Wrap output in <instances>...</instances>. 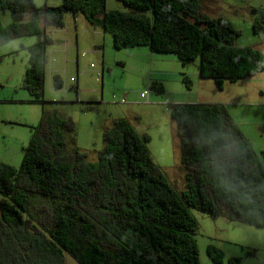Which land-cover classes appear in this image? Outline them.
<instances>
[{
    "label": "trees",
    "instance_id": "trees-1",
    "mask_svg": "<svg viewBox=\"0 0 264 264\" xmlns=\"http://www.w3.org/2000/svg\"><path fill=\"white\" fill-rule=\"evenodd\" d=\"M59 1V0H57ZM37 7L33 0H0L14 21H0V46L37 36L27 48L22 86L44 101L48 47L56 42L44 26H64L68 12L109 33L116 50L148 47L174 54L200 77L222 89L264 72V53L239 46L241 33L223 16L207 14L208 0H117L128 11L107 10V0H60ZM255 35L264 32V9L253 8ZM56 89L64 82L53 77ZM191 88L188 77L183 78ZM165 93L162 84L150 87ZM172 118L184 130L180 169L186 188L178 191L150 155L147 136L125 119L103 132L105 146L88 152L67 149L75 123L43 109L19 167L0 161V264H201L192 209L214 218L264 228V164L221 104H176ZM264 159V150L261 152ZM43 198L34 202L35 198ZM214 264L225 253L209 245ZM253 255L255 250H249ZM227 264H242L231 257Z\"/></svg>",
    "mask_w": 264,
    "mask_h": 264
},
{
    "label": "rangeland",
    "instance_id": "rangeland-1",
    "mask_svg": "<svg viewBox=\"0 0 264 264\" xmlns=\"http://www.w3.org/2000/svg\"><path fill=\"white\" fill-rule=\"evenodd\" d=\"M217 1L218 5H209L208 0L207 14L223 16L235 24L236 29L241 33L236 40L237 45L251 46L264 53V33L255 35L252 30V23L256 17L253 8L264 9V0ZM33 2L37 7H43L45 4L53 6L57 0H33ZM106 9L128 11V8L117 0H107ZM7 11L11 13L10 10ZM72 15V13L68 15V23H70ZM78 25L81 26L80 21H78ZM49 28L54 30L56 26H49ZM85 28L88 29L89 26L85 24ZM71 34L74 35V32ZM51 35L58 36L53 31ZM104 35L107 41L104 54H82V47L79 50L80 55L82 54L78 64L80 74L77 72L75 44L71 48L69 47L66 63H64L63 54L55 55L52 57L50 67H47L45 101L59 102L49 106L48 110L55 111L64 119L77 122L74 133L68 137V150L74 147L70 139L73 138L76 142L75 146L82 151H87L90 161H96L97 152L105 146L101 131L105 117L112 115L126 118L140 136L149 138L146 145L154 162L160 166L176 189L183 191L186 185L184 172L180 169V140L185 135L183 128L172 118L171 110L173 105L187 104L180 102H187L191 99L188 101L191 102L189 104H223L230 112L237 114L241 131L264 164L261 154L264 150V72L236 82L226 81L224 87L220 89L213 79L200 77L196 67L199 60L185 68L174 54L153 53L161 57L159 62L154 63L150 72L148 69L146 74L142 71L140 76L136 61L137 55L134 53L142 51L138 52V49L135 48L133 52H127L130 49L116 50L113 46L112 36L109 33ZM23 39L28 42L31 40L32 45L38 40L37 36ZM72 42L75 43V39ZM128 59L136 62L128 63L124 67L118 64V61ZM17 60V65L21 69L24 65H28L27 54L25 55L24 52L17 55ZM149 60H145L147 64H149ZM101 61L112 69L111 73L106 71L104 80L98 71ZM51 69L60 70L58 71L60 73L55 75H59L63 79L64 85L61 90L56 89L53 85ZM63 69L66 70L65 74ZM83 70L86 73H83ZM164 71L168 73L167 79L162 81L165 93H152L150 102L145 103L141 100L140 94L145 89L148 75L151 73L150 79L158 81V77L165 76ZM186 76L191 82L190 89L183 82V78ZM77 79L80 80L79 90H76ZM118 89L124 90L128 94L124 104L120 102L122 96L118 93ZM79 99L91 101L83 103L79 102ZM91 123L94 127H91ZM15 142L17 143V140ZM15 142H12L11 139L8 140L7 154L4 145L0 144V161L19 167L23 153H20L18 143L16 148L10 145ZM42 199L35 198L34 202ZM192 213L199 224L196 239L200 249L201 264H214L206 253L209 245L224 249L225 252L222 251L226 253L227 259L222 264H227L228 258L236 255L242 260L245 259L249 250H255L257 254V258L252 259L250 264H264V228L230 222L225 218H214L198 209H192ZM64 255V264H78L71 254L65 252Z\"/></svg>",
    "mask_w": 264,
    "mask_h": 264
},
{
    "label": "crops",
    "instance_id": "crops-1",
    "mask_svg": "<svg viewBox=\"0 0 264 264\" xmlns=\"http://www.w3.org/2000/svg\"><path fill=\"white\" fill-rule=\"evenodd\" d=\"M60 3L61 1L59 0L53 5H59ZM218 4L219 2L217 0H209V5H218ZM70 13L73 14L71 17V21H70L71 24L68 23V20H67L68 15ZM13 19L14 18H13L12 13H9L8 11H2V10L0 11V21L4 26L11 24L13 22ZM78 21L81 22V26L78 25ZM85 24L86 26L87 25L89 26L88 29L85 28ZM49 26H52V25H46L44 26V29L49 36H51L54 40H56V42L48 47L47 67H50L52 57L55 55L63 54V57L65 59L64 63H66L67 62L66 55H67V52L69 51V47L71 48V46L74 44H75L74 45L75 48L77 49L76 62H77V72L78 73H79L78 64H79L80 58H82V54H88V53L104 54L105 44L107 42L106 37L104 35L105 32L101 28H96L90 25L82 14L68 12L66 14L64 26L61 27V26L55 25L56 26V28L54 29L55 31L53 29L50 30ZM52 31L55 34H58V36H52L51 35ZM72 32H74L75 36L71 34ZM28 37H23V38H28ZM23 38L12 40L3 46H0V144L4 145L6 154L8 153L6 146L7 144H9L8 143L9 139H11L12 142H15V140H17V143L20 145L19 146L20 153L22 154L24 148L29 144L34 128L38 125L40 121L43 109L48 110L49 106H53L54 104L59 103V102L43 103L42 101H36L28 93V91L23 88L22 82H23V78H24L28 65L27 66L24 65L22 69L19 68V66L17 65L18 64L17 55H19L20 52H24L25 55L27 54V59H28L27 48L32 46V43H33L31 40L30 42H28V41H25V39ZM74 39H75V43L72 42V40ZM81 47H82V54L80 55L79 50L81 49ZM141 48H144V49L135 48V49H138V52L142 51L141 53H134V55H137V58H138V59L136 58V61L138 62V72L140 73V76H141L142 71L144 74H146L147 69L150 72L154 63L156 64L157 62H159L161 58L151 53L148 47H141ZM135 49L131 48L130 51H127V52H133ZM122 50L126 51V49H122ZM156 58H158V60H156ZM146 59H150L149 64L146 63L145 61ZM136 61L132 59H128L126 61L121 60V61H118V64L124 67L128 63L134 64V62ZM58 71L60 70L58 69L50 70L52 79L55 76V74L60 73ZM98 71H100L101 75L103 76V80H104L106 71H109V73H111L112 69L104 65L103 62L101 61V67ZM63 73L64 74L66 73L65 69H63ZM83 73H86V72L83 70ZM164 74H165L164 77L160 76L158 77L159 78L158 81H155V80L150 79V76L152 75L150 73L148 75L149 77L147 78L145 89L142 92H144L148 87H151L154 82H156V84L158 85L162 84L164 91H166L163 82L167 79L166 76L168 75V73L164 71ZM47 78L48 77H47V68H46V80ZM79 83H80V80L77 79L76 90H79L78 89ZM53 85H54V82H53ZM58 90H61V89H58ZM118 93H120V95L122 96V99L120 100V102L122 104L126 103L128 94L124 90H121V89H118ZM152 93H156V92L151 89V93L149 95L147 102L141 98V94H140L141 100L144 101L145 103H149ZM78 101L79 102L82 101L84 103L87 101L90 102L91 100H80L79 99ZM188 101H191V99L187 100V102H180V103H187V104L191 103ZM195 103H198V102H195ZM87 108H89V106H87ZM229 113L241 129V126L237 120L238 119L237 114L230 112V111ZM121 118L123 117L112 116V115H109V117L107 118L105 117V120L103 123L104 126L101 128L102 133L106 129L111 128L115 120L121 119ZM91 127H94L92 123H91ZM17 143L15 142L10 145L16 148ZM222 250L224 251V249ZM225 256H226V253H225ZM232 257H238V256L236 255ZM247 258L248 260H246ZM256 258H257L256 253H254L253 255H247V257L242 260V264H250L252 259H256Z\"/></svg>",
    "mask_w": 264,
    "mask_h": 264
},
{
    "label": "built area",
    "instance_id": "built-area-1",
    "mask_svg": "<svg viewBox=\"0 0 264 264\" xmlns=\"http://www.w3.org/2000/svg\"><path fill=\"white\" fill-rule=\"evenodd\" d=\"M150 93H151V88L148 87L144 92L141 93V98L147 102Z\"/></svg>",
    "mask_w": 264,
    "mask_h": 264
}]
</instances>
